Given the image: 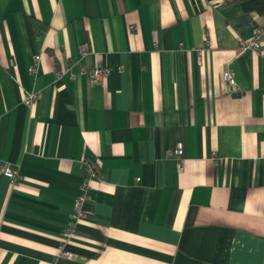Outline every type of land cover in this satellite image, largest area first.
Masks as SVG:
<instances>
[{"label": "crops", "instance_id": "1", "mask_svg": "<svg viewBox=\"0 0 264 264\" xmlns=\"http://www.w3.org/2000/svg\"><path fill=\"white\" fill-rule=\"evenodd\" d=\"M227 1L0 0V264H264V13Z\"/></svg>", "mask_w": 264, "mask_h": 264}, {"label": "built area", "instance_id": "2", "mask_svg": "<svg viewBox=\"0 0 264 264\" xmlns=\"http://www.w3.org/2000/svg\"><path fill=\"white\" fill-rule=\"evenodd\" d=\"M264 33V27H256L254 29V37L253 39H251L250 41H242L239 40V47L241 49H256L259 46V42H260V38ZM82 55L85 53V50H82ZM33 63L28 67V71L29 72H34L35 67H36V62L38 60V55H34L33 57ZM108 73V69L106 67H99V66H95L93 67L89 73H88V77H89V81L90 83H96L98 82L100 79L104 78ZM70 76H74L73 73H70ZM221 80L223 82V84L227 87V88H232L234 86V80L232 77V72L231 69L229 67H225L222 72H221ZM37 98V93L34 92H30L27 93L25 95V97L23 98V102L25 104H30L31 102H33L35 99ZM172 155L174 156H180L181 155V146L179 144H177L175 146V148L173 149V151L171 152ZM86 176H83L82 178V185H81V190L79 195L76 197L75 199V205H74V209L70 215L71 221H77L81 216H82V210H81V202L85 199L86 197V192L87 189L89 187V183L91 181V179L93 178V171L92 169L87 166L84 169ZM0 173L6 175L7 177H14L15 172L12 171L8 166H0ZM63 256H68L67 252H62Z\"/></svg>", "mask_w": 264, "mask_h": 264}, {"label": "trees", "instance_id": "3", "mask_svg": "<svg viewBox=\"0 0 264 264\" xmlns=\"http://www.w3.org/2000/svg\"><path fill=\"white\" fill-rule=\"evenodd\" d=\"M240 3V5L242 6V8L244 10H254L255 12L259 13V14H263L264 13V0H229L227 1V3ZM36 23V22H35ZM39 26V23L36 24ZM44 28L41 27V30H43ZM39 32V31H37ZM0 76H1V72H0ZM88 164H85V167H87ZM92 171H93V176L95 175L94 173V168L89 164L88 165ZM83 169V174L82 176H86L85 171Z\"/></svg>", "mask_w": 264, "mask_h": 264}, {"label": "bare ground", "instance_id": "4", "mask_svg": "<svg viewBox=\"0 0 264 264\" xmlns=\"http://www.w3.org/2000/svg\"><path fill=\"white\" fill-rule=\"evenodd\" d=\"M230 69H231V68H230ZM231 72H232V71H231ZM232 77H233V74H232ZM233 80H234V79H233ZM222 83H223V82H222ZM234 85H235V82H234ZM223 86H224L227 90H229V91L232 90L233 87H234V86H233L232 88H227L224 84H223Z\"/></svg>", "mask_w": 264, "mask_h": 264}]
</instances>
